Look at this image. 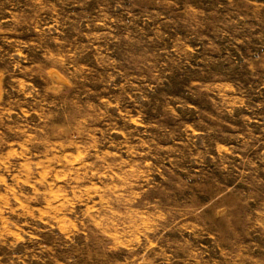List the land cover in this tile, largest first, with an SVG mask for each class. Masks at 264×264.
<instances>
[{
    "label": "rangeland",
    "instance_id": "obj_1",
    "mask_svg": "<svg viewBox=\"0 0 264 264\" xmlns=\"http://www.w3.org/2000/svg\"><path fill=\"white\" fill-rule=\"evenodd\" d=\"M0 264H264V0H0Z\"/></svg>",
    "mask_w": 264,
    "mask_h": 264
}]
</instances>
